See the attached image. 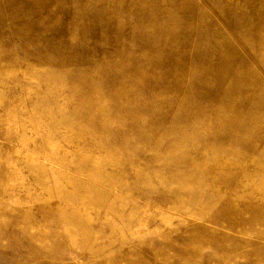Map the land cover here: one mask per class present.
Segmentation results:
<instances>
[{"label":"rangeland","instance_id":"rangeland-1","mask_svg":"<svg viewBox=\"0 0 264 264\" xmlns=\"http://www.w3.org/2000/svg\"><path fill=\"white\" fill-rule=\"evenodd\" d=\"M0 264H264V0H0Z\"/></svg>","mask_w":264,"mask_h":264},{"label":"bare ground","instance_id":"bare-ground-1","mask_svg":"<svg viewBox=\"0 0 264 264\" xmlns=\"http://www.w3.org/2000/svg\"><path fill=\"white\" fill-rule=\"evenodd\" d=\"M76 205V204H75Z\"/></svg>","mask_w":264,"mask_h":264}]
</instances>
